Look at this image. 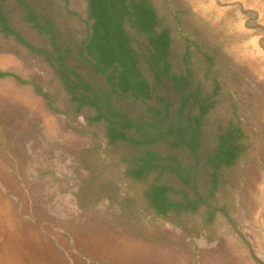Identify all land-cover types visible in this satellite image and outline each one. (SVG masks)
Returning a JSON list of instances; mask_svg holds the SVG:
<instances>
[{
  "label": "rangeland",
  "instance_id": "374dc122",
  "mask_svg": "<svg viewBox=\"0 0 264 264\" xmlns=\"http://www.w3.org/2000/svg\"><path fill=\"white\" fill-rule=\"evenodd\" d=\"M49 2L57 27L81 42L91 24L89 0ZM151 2L179 56L185 33L217 50L227 91L221 107L235 114L240 148L209 197L213 214L202 205L172 223L119 202L117 195L140 187L126 184L122 154L93 108L55 73L45 52H52L49 34L19 7L16 33L0 30V54L13 55L54 100L47 124L31 127L27 153H6L15 187L0 180V264H264V0ZM175 14L186 32L176 28Z\"/></svg>",
  "mask_w": 264,
  "mask_h": 264
},
{
  "label": "trees",
  "instance_id": "16d2710c",
  "mask_svg": "<svg viewBox=\"0 0 264 264\" xmlns=\"http://www.w3.org/2000/svg\"><path fill=\"white\" fill-rule=\"evenodd\" d=\"M88 3L91 24L81 42L57 27L49 0H0V30L16 33L20 7L24 20L49 34L52 52H45L55 73L74 99L93 108L108 142L122 154L126 184L140 187L128 197L117 195L119 202L130 200L172 223L200 206L213 214L209 197L240 148V130L230 118L235 114L221 107L227 91L217 50L185 33L179 56L151 0ZM174 19L186 32L182 18ZM41 93L53 108L54 96Z\"/></svg>",
  "mask_w": 264,
  "mask_h": 264
},
{
  "label": "crops",
  "instance_id": "0c3cea01",
  "mask_svg": "<svg viewBox=\"0 0 264 264\" xmlns=\"http://www.w3.org/2000/svg\"><path fill=\"white\" fill-rule=\"evenodd\" d=\"M20 69L13 55L0 54V180L7 189L15 183L14 170L4 168L13 166L6 153H27L31 127L43 128L51 117L45 97Z\"/></svg>",
  "mask_w": 264,
  "mask_h": 264
}]
</instances>
